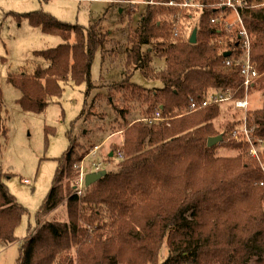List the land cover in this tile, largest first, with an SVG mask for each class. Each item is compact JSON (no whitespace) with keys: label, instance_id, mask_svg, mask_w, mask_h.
Returning <instances> with one entry per match:
<instances>
[{"label":"trees","instance_id":"obj_1","mask_svg":"<svg viewBox=\"0 0 264 264\" xmlns=\"http://www.w3.org/2000/svg\"><path fill=\"white\" fill-rule=\"evenodd\" d=\"M108 1L112 7L115 2L132 0ZM196 1L206 5L200 9L195 27L196 43H190L193 30L187 33L174 17V8L149 4L126 38L123 58L116 56L119 41L109 39L98 21L87 27L43 11L17 16L63 39L54 48L34 52L49 61L47 67L9 75V82L21 91L19 103L24 110L44 112L50 98L62 97L63 83L69 80L87 83L89 94L95 87L91 75L97 52L104 61L107 55L112 62L121 59L124 74L117 86L132 89L130 100L151 97L145 118L135 124L124 121L125 145L117 168L107 170L83 196L71 183L78 176L82 156L73 128L68 133L69 147L57 159L52 188L37 213L36 227L24 240L18 264H75L71 251L77 245L78 264H248L253 258L264 262L263 174L248 143L234 134L241 119L228 123L225 130H216L214 121L221 103L170 117L190 108L191 100L200 103L211 91L230 89L235 97L245 96L241 70L227 66L229 59L234 61L243 54L241 26L231 32L223 26V19L212 22L222 12L226 11L225 17L231 13L207 7L219 0ZM244 3L240 15L251 37V58L259 73L251 89H264V4L261 0ZM184 12L183 18L191 17ZM109 43L114 45L109 48ZM226 51L232 54L225 57ZM155 58L164 60L163 68L156 67ZM136 70L161 85L136 84L132 80ZM119 110L125 119V110ZM156 111L163 120L148 124L144 119ZM248 124L253 128V142L264 149V103L250 112ZM7 134L0 86V139ZM219 135L220 143L208 146L209 138ZM223 148L239 153L217 155ZM65 200L68 221L42 219ZM25 212L0 173V247L18 239L15 231ZM165 239L168 255L160 260Z\"/></svg>","mask_w":264,"mask_h":264},{"label":"rangeland","instance_id":"obj_2","mask_svg":"<svg viewBox=\"0 0 264 264\" xmlns=\"http://www.w3.org/2000/svg\"><path fill=\"white\" fill-rule=\"evenodd\" d=\"M161 1L163 0H150L138 4L119 1L110 7L108 0H0V86L6 107L8 129L7 138L0 139V173L4 176L10 193L26 209L15 231L18 239L5 247H0V264H18L24 240L29 235V230L36 227L37 213L52 188L58 168L57 159L62 157L69 147L68 133L72 128V135L78 141V152L82 156V161L77 167L78 176L71 183L74 184L77 193L79 194L80 191L82 193L79 195L83 196L88 187L85 186V182L81 184V174L97 171L94 162L101 163L100 169L110 171L117 168L121 161L117 156L118 151L123 154L125 145L124 121L135 124L145 118L144 111L151 99L147 95L146 101L144 96L138 100H130L132 89L117 86L124 74L121 59L112 62L107 55L108 60L104 61L101 52H97L91 75L95 87L89 94H87V83L75 84L69 80L63 83L62 97L50 98L44 112L24 110L19 103L21 91L9 82V75L32 73L38 66L47 67L49 61L34 52L54 48L63 43V39L57 34H46L41 28L32 25L28 18L19 20L17 16L43 11L58 20L87 27L98 21L101 31L108 33L109 39L114 43L119 41V55L116 53V56L123 58L126 38L136 28L146 6L149 4L164 6L159 3ZM261 1V4H264V0ZM207 7L210 8V5ZM174 9L176 10L174 17L178 21L181 20L180 23H183L184 29L190 34L198 23L201 12L199 7ZM183 11L190 12L191 17L183 18ZM229 17L228 14L226 19H223V26L226 28V23H234L230 27V31L234 32L241 24L235 17ZM112 45L114 44L109 43L106 46L111 48ZM110 59L115 58L110 57ZM154 61L158 69L164 67L163 59L155 58ZM132 80L145 87L161 85L159 81L147 79L141 70L133 72ZM249 100L250 104L245 113L237 110L230 102L219 103V115L214 121L216 130H225L228 123L238 119H241L242 124L245 115L248 121L250 112L263 106L264 89L258 87L251 89ZM119 109L125 110V119ZM189 109L188 106L179 114L170 117H181L187 114ZM170 119L172 118L165 120ZM237 128L241 131L240 138L245 137V128L242 131L240 124ZM245 142L251 148V143L246 139ZM257 147L261 150L260 158L250 155L260 164V160H264V149ZM111 152L114 154L110 159ZM237 153L239 151L226 148L216 151L219 156H235ZM26 180L29 182H25ZM42 219L68 221L67 200ZM88 228L93 231L91 226ZM78 246L71 251L75 264H78L79 259ZM161 249L160 260H164L168 255L167 239ZM55 264H58V261ZM248 264H264V262L253 258Z\"/></svg>","mask_w":264,"mask_h":264},{"label":"built area","instance_id":"obj_3","mask_svg":"<svg viewBox=\"0 0 264 264\" xmlns=\"http://www.w3.org/2000/svg\"><path fill=\"white\" fill-rule=\"evenodd\" d=\"M148 1L150 0H147L146 2L143 0L142 1L132 0L130 1V3L131 4L147 3ZM160 4L166 5L168 7L181 8V9H186V8L189 9L194 6L199 7V9H203L206 6L205 4L201 2L199 3L196 0H169L168 2L160 3ZM244 5H245L244 0H219L217 3L210 5V7L224 8L225 10H230L231 12L230 14H234L236 21H238L241 24L240 38L242 40L243 54L240 58L234 61L229 59L227 61V66L236 67L241 70L242 76L244 78L242 85L245 88V96L242 98L235 97V93L232 92L230 89L226 91H222V92L214 91V92H211V94H209L204 100L200 101V103H197L196 101L191 100L189 112H194L212 103H224V102H230L232 105H234V107L237 110H241L243 112L248 110V107L250 104L249 92L255 80L259 77V73H258L255 63L253 62L251 58V37H250L248 30L244 26L243 20L240 15V9H242ZM225 13L226 11L222 12L220 17L213 18L212 22L218 23L220 19H226L224 16ZM233 24L234 23H226V28L230 29V27L233 26ZM144 120L148 124H153L156 121L163 120V117L160 111H156L154 116L146 118ZM240 127L242 131H243V128H245L244 131H245L246 136L242 138L246 139L249 143H251L250 154H252L254 157L260 158V149H258L257 147L258 145L256 143H253L252 141L251 133L253 131V128H251L248 124L247 115L244 116V120L242 124L240 125ZM240 133H241L240 128L234 131V134L238 137L240 136L239 135ZM117 156L120 157L121 159L123 157L122 152L118 151ZM94 165L97 171L102 170L100 169L101 167L100 162H94ZM260 167H261V171L263 174V179L260 181V185L264 188V160H260ZM85 175L86 174H83V173L81 174V184L85 182ZM25 182H29V181L26 180ZM81 193L82 192L79 191V194Z\"/></svg>","mask_w":264,"mask_h":264},{"label":"water","instance_id":"obj_4","mask_svg":"<svg viewBox=\"0 0 264 264\" xmlns=\"http://www.w3.org/2000/svg\"><path fill=\"white\" fill-rule=\"evenodd\" d=\"M122 10V9H121ZM190 43H196L197 42V28H195L190 36ZM232 54L231 51L224 52V56L228 57ZM222 140V135L216 136V137H210L208 141V146H212L217 144ZM113 152L110 153V156H113ZM107 174V170L102 169L94 172H89L85 175V186L89 187L95 182H97L99 179H101L103 176Z\"/></svg>","mask_w":264,"mask_h":264},{"label":"crops","instance_id":"obj_5","mask_svg":"<svg viewBox=\"0 0 264 264\" xmlns=\"http://www.w3.org/2000/svg\"><path fill=\"white\" fill-rule=\"evenodd\" d=\"M108 2H109V1H108ZM229 15H230V17H229V18H231L232 16H233V17H235V16H234V14H229Z\"/></svg>","mask_w":264,"mask_h":264}]
</instances>
